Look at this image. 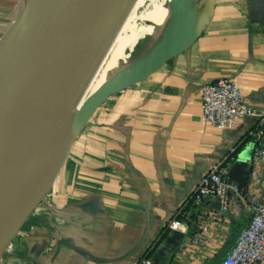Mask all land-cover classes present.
<instances>
[{
  "label": "crops",
  "instance_id": "obj_1",
  "mask_svg": "<svg viewBox=\"0 0 264 264\" xmlns=\"http://www.w3.org/2000/svg\"><path fill=\"white\" fill-rule=\"evenodd\" d=\"M26 1L0 0V38ZM223 76L264 110V0H216L194 43L102 104L77 135L44 216L21 230L0 264H134L158 240L151 264L219 263L264 197V168L254 174L251 163L255 119L220 127L203 118L202 87ZM221 160L239 188L229 189V207L215 195L188 202ZM182 207L183 226L171 229Z\"/></svg>",
  "mask_w": 264,
  "mask_h": 264
},
{
  "label": "water",
  "instance_id": "obj_2",
  "mask_svg": "<svg viewBox=\"0 0 264 264\" xmlns=\"http://www.w3.org/2000/svg\"><path fill=\"white\" fill-rule=\"evenodd\" d=\"M134 1L27 0L0 38V262L51 190L77 135L94 112L109 97L141 82L194 43L216 3L209 0L203 19L185 42L172 37L146 62L102 85L77 110L86 82ZM63 45L68 51L44 109L41 153L23 168L26 126Z\"/></svg>",
  "mask_w": 264,
  "mask_h": 264
},
{
  "label": "built area",
  "instance_id": "obj_3",
  "mask_svg": "<svg viewBox=\"0 0 264 264\" xmlns=\"http://www.w3.org/2000/svg\"><path fill=\"white\" fill-rule=\"evenodd\" d=\"M202 115L207 122L220 127L237 125L246 117L254 118L256 122L248 132L249 139L255 143L251 163L254 174L264 168V110L253 108L247 103L236 78L223 76L203 85ZM224 161L226 160L214 164L206 172L193 188L188 202H200L209 195H215L220 199L223 210L229 207V189L238 191L239 188L230 184L221 173V164ZM183 208L171 220L169 224L171 229L182 228L183 221L179 215ZM199 229L204 232L209 229L204 217L199 221ZM134 264H151V259L143 258ZM217 264H264V197L254 202L250 221L239 232L234 245Z\"/></svg>",
  "mask_w": 264,
  "mask_h": 264
},
{
  "label": "bare ground",
  "instance_id": "obj_4",
  "mask_svg": "<svg viewBox=\"0 0 264 264\" xmlns=\"http://www.w3.org/2000/svg\"><path fill=\"white\" fill-rule=\"evenodd\" d=\"M195 1L196 0H164L163 13L156 20H154L153 24L146 32L150 33L151 36L154 37L156 35V31L160 30L164 26H168V35L173 37L175 31H177V29L179 31L181 27H183V23L185 19H187L189 9L192 7V5H194ZM145 2L146 0L134 1L108 50L86 82L84 90L76 103L77 110L82 109L88 98L97 92V90L102 85L117 79L131 68V63L129 62L128 54L126 53L127 48L120 55H117L116 52L118 47L120 49L121 36L126 30V27L131 23L137 13V10ZM67 51V45H63L57 52L49 77L44 86L43 93L40 97L41 100H39L35 105L30 115L23 141V168H25L35 157L39 156L41 153L40 133L44 109L48 100H50L49 97L59 77Z\"/></svg>",
  "mask_w": 264,
  "mask_h": 264
},
{
  "label": "rangeland",
  "instance_id": "obj_5",
  "mask_svg": "<svg viewBox=\"0 0 264 264\" xmlns=\"http://www.w3.org/2000/svg\"><path fill=\"white\" fill-rule=\"evenodd\" d=\"M206 2L207 0H196L194 5H192L189 9L187 19H185L187 23L183 25L179 31L177 29L173 36L177 39V41L185 42L190 37L194 29L202 20L203 8L205 7ZM163 6L164 0H146V2L137 10V13L132 21H135L136 25L141 24L147 26L155 15L164 8ZM171 38L172 37L168 35V26H164L160 30L156 31V35L154 37H152L148 32H144L143 34L134 37L127 42V44L124 43L120 46V49L118 47L116 53L117 55H120L127 48L126 53L128 54L129 62L131 63V68L129 70H131L156 55L171 40ZM109 98L105 101V103L109 100ZM43 201L29 216L22 230L30 227L31 223L36 220L38 215L44 216V212L46 210L42 205Z\"/></svg>",
  "mask_w": 264,
  "mask_h": 264
},
{
  "label": "trees",
  "instance_id": "obj_6",
  "mask_svg": "<svg viewBox=\"0 0 264 264\" xmlns=\"http://www.w3.org/2000/svg\"><path fill=\"white\" fill-rule=\"evenodd\" d=\"M164 11V8L162 10H160L155 17L152 19V21L149 22V24L147 26L144 25H136V22L132 21L127 27L126 30L124 31V33L121 36V40H120V46H122L124 43L127 44V42H129L131 39H133L134 37L143 34L144 32H146L148 30V28L153 24L154 20H156ZM163 235V234H162ZM159 243V240L156 241L150 248H148V250H146V252L143 254V256L140 258H150V256L152 255L155 247H157V244Z\"/></svg>",
  "mask_w": 264,
  "mask_h": 264
}]
</instances>
